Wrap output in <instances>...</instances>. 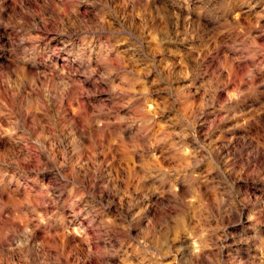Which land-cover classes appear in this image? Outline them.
<instances>
[{
	"label": "clouds",
	"instance_id": "9594fccd",
	"mask_svg": "<svg viewBox=\"0 0 264 264\" xmlns=\"http://www.w3.org/2000/svg\"><path fill=\"white\" fill-rule=\"evenodd\" d=\"M0 264H264V0H0Z\"/></svg>",
	"mask_w": 264,
	"mask_h": 264
}]
</instances>
